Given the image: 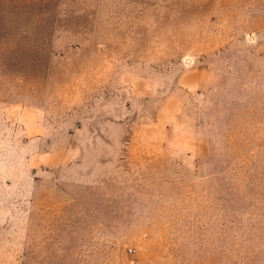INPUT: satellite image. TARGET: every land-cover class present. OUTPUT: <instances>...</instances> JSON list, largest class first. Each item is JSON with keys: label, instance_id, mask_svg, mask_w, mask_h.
<instances>
[{"label": "rangeland", "instance_id": "1", "mask_svg": "<svg viewBox=\"0 0 264 264\" xmlns=\"http://www.w3.org/2000/svg\"><path fill=\"white\" fill-rule=\"evenodd\" d=\"M96 173L103 264H264V0H0V264H82Z\"/></svg>", "mask_w": 264, "mask_h": 264}, {"label": "crops", "instance_id": "2", "mask_svg": "<svg viewBox=\"0 0 264 264\" xmlns=\"http://www.w3.org/2000/svg\"><path fill=\"white\" fill-rule=\"evenodd\" d=\"M100 174H104L103 177ZM87 177H102L103 180L65 182V188L71 192L66 195L63 205L65 230L62 249L70 252L72 258H79L82 264H87L82 259L89 257H100L101 260L94 264H103V251L112 247L113 235L119 234L120 222L114 220L112 212L116 198L112 191L116 186L110 173Z\"/></svg>", "mask_w": 264, "mask_h": 264}]
</instances>
